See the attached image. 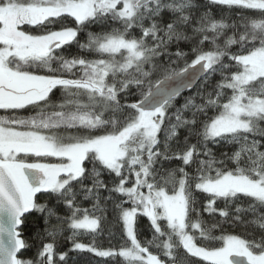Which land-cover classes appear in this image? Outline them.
<instances>
[{
  "label": "snow or ice",
  "instance_id": "snow-or-ice-1",
  "mask_svg": "<svg viewBox=\"0 0 264 264\" xmlns=\"http://www.w3.org/2000/svg\"><path fill=\"white\" fill-rule=\"evenodd\" d=\"M73 252L264 264V0H0V264Z\"/></svg>",
  "mask_w": 264,
  "mask_h": 264
},
{
  "label": "trees",
  "instance_id": "trees-1",
  "mask_svg": "<svg viewBox=\"0 0 264 264\" xmlns=\"http://www.w3.org/2000/svg\"><path fill=\"white\" fill-rule=\"evenodd\" d=\"M71 51L74 53L76 51V49L73 47L71 49ZM187 94V93H185ZM207 213H204L205 218L207 219ZM109 221H112V216L111 214H109ZM139 225L142 229L141 232V238H145V239H151V233L148 231V225H149V221L147 220L146 217H139ZM111 229L112 232H114L116 235L112 237V245H119L120 243V229L118 225H114L112 223L106 225V230L104 235H102L99 240H98V244H100L101 246L107 248L109 247V238L107 235V229ZM236 234H239L241 232L240 228H237L236 230ZM85 242H87V238H85ZM71 247V242L69 241H64L62 243V247L60 248V251H67L69 248ZM151 251H155L154 249H150ZM70 256L75 258V264H113V262L111 261V259H108L107 261H105L104 258H99V257H95L93 254L90 253H70ZM70 264H72V262L70 261ZM116 264H119V261L116 262ZM197 264H203V262L197 261Z\"/></svg>",
  "mask_w": 264,
  "mask_h": 264
}]
</instances>
